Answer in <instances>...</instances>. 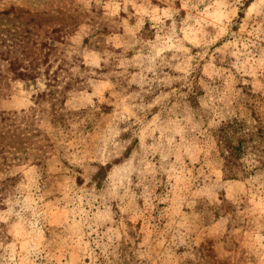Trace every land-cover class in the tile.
<instances>
[{"label":"rangeland","instance_id":"374dc122","mask_svg":"<svg viewBox=\"0 0 264 264\" xmlns=\"http://www.w3.org/2000/svg\"><path fill=\"white\" fill-rule=\"evenodd\" d=\"M54 28L81 82L70 127L37 119L44 164L10 167L0 264H264V0H0V48ZM31 96L3 82L0 110ZM225 123L248 137L234 179Z\"/></svg>","mask_w":264,"mask_h":264},{"label":"trees","instance_id":"16d2710c","mask_svg":"<svg viewBox=\"0 0 264 264\" xmlns=\"http://www.w3.org/2000/svg\"><path fill=\"white\" fill-rule=\"evenodd\" d=\"M61 28L50 31L40 43L39 53L26 50L23 42L7 43L0 48V85L3 82H20L32 92L34 105L28 110H0V210L4 209L13 197L19 174L10 171V167L32 162L43 165L49 148L46 133L37 125L39 115L45 114L54 127H70V118L61 110L68 97L69 90L80 86V80L69 73V65L79 60L68 58L58 48ZM3 42V41H2ZM80 67H84L83 64ZM198 94L192 90L188 100L192 106L197 103ZM49 104L50 107H44ZM224 170L228 179H234L242 169L241 162L246 154L247 133L225 123L213 133ZM103 168V167H102Z\"/></svg>","mask_w":264,"mask_h":264}]
</instances>
